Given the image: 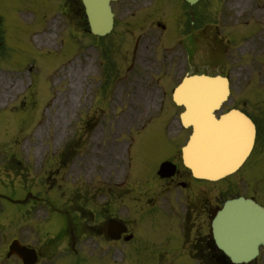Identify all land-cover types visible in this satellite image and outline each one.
<instances>
[{"label": "rangeland", "instance_id": "1", "mask_svg": "<svg viewBox=\"0 0 264 264\" xmlns=\"http://www.w3.org/2000/svg\"><path fill=\"white\" fill-rule=\"evenodd\" d=\"M65 1L67 5L72 0H0L3 34V44L0 45V232L9 237L12 231L10 216L12 212L15 216L18 209L8 199L13 195L22 197L23 181L25 186L31 182V191H40L44 195L45 187L41 181L50 168L48 160L58 151L63 139L75 130L78 135L86 137L83 141H91L87 147L93 161L90 168L95 171L103 167L99 161L111 154H107L108 149L122 141L121 138L130 131L134 132L135 127L143 126V122L148 127L153 126L144 140L161 132L155 127L161 121L175 120L171 131L174 133L179 129L176 114L180 108L170 100V88L179 82V75L170 73L173 71L170 59L174 67L177 60L167 54L168 60L160 71V64L155 61L154 49L150 46L146 52L145 48L142 49L148 59L143 56L136 61L134 69H130L127 75L124 73L129 63L124 50L133 46L138 33L130 29L131 23L135 22L128 16L131 14L128 11H138L150 0H120L115 5L120 14L116 28L104 38H94L89 32L79 30L73 15L62 9ZM257 2L259 5L252 6L254 11H264V0ZM162 4L167 8V11L164 9L167 16L175 14L174 0L156 1L151 11H162ZM247 4V0H203L199 9L206 11L208 23H217L212 20L216 17L215 11H235L247 7ZM178 7L182 9V3ZM142 32L150 34L145 30ZM167 32L166 43L170 44L177 33L171 27ZM103 45L109 50L108 59L103 55ZM205 50L203 71L219 73L226 69L211 64L213 49L206 47ZM257 50L251 48L249 56ZM250 64L244 67V77L234 73L232 93L225 110L244 106L256 115L257 105L264 100V71L261 67V73L256 69L251 71L254 66ZM163 105L165 109L161 107ZM86 155L83 144L76 158L77 170L70 168L72 174L67 175L68 168L62 167L66 178L63 193L71 192L70 184L73 186L79 164ZM160 155L152 153L150 157L159 158ZM258 158H254L250 165ZM58 161L61 164V157ZM20 172L25 175L18 177ZM81 176L80 184L87 182ZM249 176L246 167L239 174L223 180L222 188L253 194L252 188L261 183L262 174L254 175V178ZM248 182L253 184L250 190ZM48 194L55 198L59 192L50 190ZM100 257L107 259L105 264H128L122 262L123 255ZM136 259L141 260V257ZM172 260L171 257L166 259L167 262ZM184 260L183 257L176 258L179 263ZM263 261L264 256H261L257 263L263 264Z\"/></svg>", "mask_w": 264, "mask_h": 264}, {"label": "flooded vegetation", "instance_id": "2", "mask_svg": "<svg viewBox=\"0 0 264 264\" xmlns=\"http://www.w3.org/2000/svg\"><path fill=\"white\" fill-rule=\"evenodd\" d=\"M245 10L250 9L219 11V22L215 25L207 23L206 11L202 9L174 11V19L170 16L161 21L152 20L151 38L165 50L178 48L181 51L178 72L185 71L187 66L189 70L204 69L208 47L215 53L211 63L218 68L226 67L223 71L231 78L234 73L244 77L245 63L239 62L249 59L251 48L264 46V12ZM136 18L139 30L147 26L143 22L149 17L145 18L143 11H136ZM232 19L236 23H230ZM170 27L177 36L168 44L165 35ZM261 111L264 117V105ZM257 128L258 141L251 157L256 153L262 155L263 185L260 200H257L264 206V119ZM168 139L152 136L148 140L137 138L129 144L120 143L121 146L114 147L113 154L109 151L105 160L99 161L103 167L95 171H91L93 161L85 145L87 155L79 164L80 170L73 186L70 184L69 194L62 192L66 179L62 167L67 164L65 174H72L82 142L74 141L62 151L55 175L51 173L46 178L50 189H58L57 199L35 201L44 204L47 215L52 211L58 215L64 229L61 238L71 240L72 248L60 247V241L42 245L27 241L31 234L27 225L22 234L25 244L36 250L35 264H78L79 256L107 252L129 255L138 264H175L166 262V257H191L186 264H233L224 260L212 230V219L224 200L222 185L196 179L184 166L181 151L171 150ZM178 139L184 136L172 137L173 142ZM68 151L70 156L64 160ZM121 153H124L123 159ZM152 153L163 156L160 163L173 161L177 165L176 172L161 177L155 170L159 158L150 157ZM83 168L87 170L82 171ZM251 170L254 172V167ZM81 175L87 182L80 184ZM31 197L28 193L25 202L29 204ZM251 197L256 198L253 194ZM30 208V205L26 207L27 214ZM34 234L40 236L41 229ZM10 264L26 263L19 256L11 255Z\"/></svg>", "mask_w": 264, "mask_h": 264}, {"label": "water", "instance_id": "3", "mask_svg": "<svg viewBox=\"0 0 264 264\" xmlns=\"http://www.w3.org/2000/svg\"><path fill=\"white\" fill-rule=\"evenodd\" d=\"M110 1L83 0L95 34L104 35L112 29ZM229 93V79L221 75H192L176 89V103L186 107L182 122L194 130L184 160L198 177L218 179L233 173L254 144L255 125L244 113L232 110L220 118L215 114ZM214 230L218 243L234 262H247L256 257L264 242V208L243 196L230 199L218 213Z\"/></svg>", "mask_w": 264, "mask_h": 264}, {"label": "bare ground", "instance_id": "4", "mask_svg": "<svg viewBox=\"0 0 264 264\" xmlns=\"http://www.w3.org/2000/svg\"><path fill=\"white\" fill-rule=\"evenodd\" d=\"M38 37H40V35H38Z\"/></svg>", "mask_w": 264, "mask_h": 264}]
</instances>
